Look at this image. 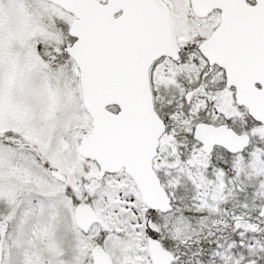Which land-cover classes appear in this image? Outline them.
I'll list each match as a JSON object with an SVG mask.
<instances>
[{
  "label": "snow or ice",
  "instance_id": "obj_1",
  "mask_svg": "<svg viewBox=\"0 0 264 264\" xmlns=\"http://www.w3.org/2000/svg\"><path fill=\"white\" fill-rule=\"evenodd\" d=\"M0 264H264V0H0Z\"/></svg>",
  "mask_w": 264,
  "mask_h": 264
}]
</instances>
